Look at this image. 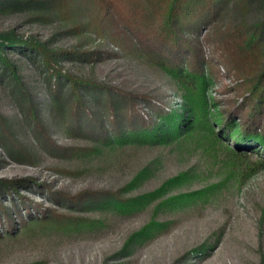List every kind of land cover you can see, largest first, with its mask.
Here are the masks:
<instances>
[{
	"label": "rangeland",
	"instance_id": "obj_1",
	"mask_svg": "<svg viewBox=\"0 0 264 264\" xmlns=\"http://www.w3.org/2000/svg\"><path fill=\"white\" fill-rule=\"evenodd\" d=\"M217 3L181 27L178 46L147 47L111 11L103 33L74 31L98 19L93 0H69L67 18L0 1V34L86 54L61 67L102 84L82 88L86 108L72 126L68 88L50 111L41 58L7 50L38 116L0 75V180L15 181L0 194L8 207L0 209V264H264V146L250 137L264 133V106L225 65L218 35L264 21V0L246 9L243 0ZM175 65L201 77V111L197 92L173 78ZM109 99L126 107L121 123L175 115L174 137L117 145L112 136L123 133L113 129ZM121 199L141 204L120 210Z\"/></svg>",
	"mask_w": 264,
	"mask_h": 264
},
{
	"label": "trees",
	"instance_id": "obj_2",
	"mask_svg": "<svg viewBox=\"0 0 264 264\" xmlns=\"http://www.w3.org/2000/svg\"><path fill=\"white\" fill-rule=\"evenodd\" d=\"M2 7H7L14 10L35 9L38 17L52 14L60 15L67 18L65 9H67L69 0H0ZM219 0H93L97 12L96 21L83 22L75 24L74 31L83 30V36L88 35V29L92 28L94 32L103 33L102 20L104 16L109 15V11L117 17V19L132 32L136 38L147 47L158 46H178L181 36V27H187L188 21L199 13L210 12L214 9L212 6L218 5ZM217 3V4H216ZM247 0H243V7L246 9ZM203 9V10H202ZM212 9V10H211ZM81 35V34H79ZM221 36L220 41L224 52L227 56L225 65L231 70H238V73L244 81H247L249 92L252 97H257L260 109L264 106V68L261 69V64L264 61V21L258 22L253 26L246 24L238 25L232 30H227ZM190 49V45L186 46ZM19 49L21 51L30 52L32 55L41 58L40 69L44 74L48 94L53 96V103L50 111L54 110L55 105H59L62 100V93L65 88H68V98L71 99L70 115L71 125L76 126L78 121V109L85 107L84 97L82 95L83 87H102L92 80L80 78L75 76L61 67V61L65 59H75V57H85L83 54L74 50H65L63 48H54L48 42L40 41H24L19 40L11 34H0V75L2 78L11 77L14 84L21 94L26 96L27 106L31 115H35L37 111L35 107L37 103L27 94V89L20 81L19 72L16 65L8 58L7 50ZM83 54V55H80ZM32 55H30L32 57ZM253 57L251 66H248L249 58ZM172 73L173 78L187 86L193 91L197 92V100L201 104L197 106V110L201 111V106L206 102L205 94L203 93V83L200 82L201 77L191 76L186 73L184 68L175 65ZM243 69H247L243 71ZM67 92V91H66ZM65 97V96H64ZM187 98V96H184ZM110 100V99H109ZM86 108V107H85ZM108 114L114 122L113 129L115 132H122L123 136H112L114 143L123 145L127 143L134 144H149L156 145L165 143L168 139L174 137L169 132L171 124L177 119L173 114L160 115L159 121L161 124L142 123L137 126V121L131 116H127V120L121 123L119 119V112L126 110L117 109V105L110 100L107 104ZM257 107L252 105L251 109L255 110ZM52 109V110H51ZM194 111L193 107L189 108ZM195 109V111H196ZM50 113V112H49ZM37 115V114H36ZM38 116V115H37ZM86 118V123L97 122L92 116ZM36 118V125H42V120ZM129 121V122H128ZM128 122V123H127ZM127 124V125H126ZM88 125V124H87ZM126 126V127H125ZM42 129V128H41ZM250 137L253 141H261L264 146V133L259 132L256 128L251 129ZM106 141H108L106 139ZM87 153V149L84 150ZM15 181L0 180V194L3 190L9 187H14ZM69 198V197H68ZM148 198L147 196L143 199ZM73 199V198H70ZM141 204L140 200H115V207L120 210L128 211L136 209V206ZM0 209L8 214V207L0 204ZM46 216V214L44 215ZM9 217V216H7Z\"/></svg>",
	"mask_w": 264,
	"mask_h": 264
}]
</instances>
